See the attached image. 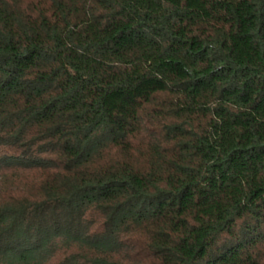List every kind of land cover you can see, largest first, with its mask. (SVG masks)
Instances as JSON below:
<instances>
[{"label": "trees", "instance_id": "obj_1", "mask_svg": "<svg viewBox=\"0 0 264 264\" xmlns=\"http://www.w3.org/2000/svg\"><path fill=\"white\" fill-rule=\"evenodd\" d=\"M0 264H264V0H0Z\"/></svg>", "mask_w": 264, "mask_h": 264}]
</instances>
